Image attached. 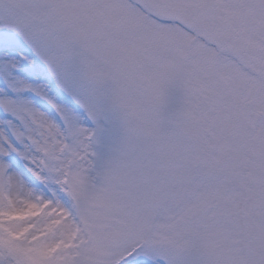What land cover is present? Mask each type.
I'll return each instance as SVG.
<instances>
[{
    "label": "snow or ice",
    "instance_id": "obj_1",
    "mask_svg": "<svg viewBox=\"0 0 264 264\" xmlns=\"http://www.w3.org/2000/svg\"><path fill=\"white\" fill-rule=\"evenodd\" d=\"M0 264H264V0H0Z\"/></svg>",
    "mask_w": 264,
    "mask_h": 264
}]
</instances>
